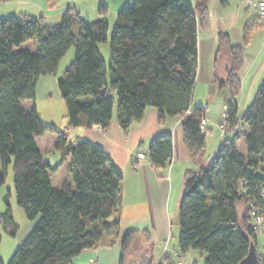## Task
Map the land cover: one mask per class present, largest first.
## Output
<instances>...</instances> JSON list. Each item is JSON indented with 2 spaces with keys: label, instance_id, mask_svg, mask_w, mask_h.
I'll return each mask as SVG.
<instances>
[{
  "label": "trees",
  "instance_id": "obj_1",
  "mask_svg": "<svg viewBox=\"0 0 264 264\" xmlns=\"http://www.w3.org/2000/svg\"><path fill=\"white\" fill-rule=\"evenodd\" d=\"M211 1L125 4L117 12L108 64L99 48L109 39L106 4L99 5L100 16L94 20L73 7L66 8L56 24L27 14L0 17V187L12 164L17 202L34 223L7 264H71L73 258L96 247L105 234H119L121 227L120 217H111L122 203V170L101 146L87 139L72 142L67 130L40 118L36 98L41 76L56 73L60 60L75 46L74 59L58 79L67 129L99 125L107 130L116 110L127 134L147 107L154 106L161 118L184 115L187 148L194 158L202 156L206 135L201 134L200 122L205 108L189 110L199 67V29L211 24ZM218 41L216 67L223 48L229 51L230 63L226 78L216 69L215 82L229 90L225 116L234 135L222 141L207 163L185 174L179 251L182 255L204 251L205 264H240L251 244L257 246L248 204L262 205L256 187L264 184V81L240 115L242 47L224 31L218 33ZM244 127L246 153L237 144ZM47 133L57 134L54 151L61 160L55 166L37 141ZM148 155L157 171L165 170L173 157L172 135L154 136ZM67 157L70 180L57 188L51 175ZM5 202L0 222L11 223L10 232L15 234L18 225L7 196ZM120 245L118 264H153L155 244L149 231L128 229ZM177 262L164 253L157 264ZM0 264H5L1 258Z\"/></svg>",
  "mask_w": 264,
  "mask_h": 264
},
{
  "label": "crops",
  "instance_id": "obj_2",
  "mask_svg": "<svg viewBox=\"0 0 264 264\" xmlns=\"http://www.w3.org/2000/svg\"><path fill=\"white\" fill-rule=\"evenodd\" d=\"M131 1L133 0H54L53 4H50L49 0H6V2H10L12 4H22L28 6L27 12L18 10L19 12H15L14 14H27L34 17H38L36 15H40L39 17L42 16L47 24H56L60 22L62 14L68 7H73L75 10L80 12L83 17H87L86 19H88V17H91L89 19H96L100 16L97 9L100 4H106L108 6L109 11L107 13V19L110 21L109 15L111 12L119 11L120 8ZM192 1L194 3L196 2V0ZM218 4L219 1L216 0H212L210 2L209 13L211 24L208 28L199 29V52L201 51V34H203L206 40V45H204L203 48L204 51H208L209 55L205 70H203V67L199 63L193 100L189 110L190 112L199 107L205 108L204 118H206L207 121L205 149L207 147V133L208 131H212L209 122L214 120V117L210 116L209 113L211 103L210 96L218 92L220 94L222 92V88H226L228 90L227 87H221L217 82H215L216 69L218 70V75L221 78H226L230 63L229 51L227 48H223L218 56V68L216 67V57L217 51L219 49L218 33L220 31L229 33L233 42V36L229 30L226 29H231L236 24L232 19L229 18V9L227 10V8L230 6L229 0H222L220 5L222 10L220 9V13L223 14L222 19H224L227 26L224 28L220 22H218V25H216L217 19H215V15L213 14V6L216 5L218 7ZM89 9L91 10V13L87 14ZM238 11H240L239 7ZM259 26L260 21L257 23L256 28ZM252 28L255 29V23L250 24V29ZM261 31L264 32V30ZM249 37L250 38L245 41V44H247L245 48L252 44V36L250 35ZM260 52V50H257V52H255V56H250L252 62L251 66L249 67L250 71L248 74H250L253 70L255 72L257 69V64H259L260 60ZM220 63H223V67H220ZM244 67L245 55L244 64L241 71L244 69ZM221 68L223 70H221ZM241 71L239 74L242 85L240 94H242L243 85L245 84L243 80L244 78L241 77ZM48 76V74L43 75L39 79L37 93L41 84L47 85L49 83ZM58 79L59 78L56 77L55 81H58ZM199 80L204 82V87L202 90L204 102H202L203 99L200 102H196L195 98L196 87ZM218 88L220 91H218ZM246 91L247 90L244 89L243 96L245 95ZM222 115V117H224L225 110L223 111ZM183 117L184 115H166L161 118L159 109L154 106H149L145 110L143 118L140 121L134 122L129 128L127 134L123 131L119 124L116 110L114 111L111 124L107 130H104L99 125H94L92 127L79 126L71 129H67L68 123L66 126H64V130H67L70 141L77 142L87 139L101 146L110 154L115 164L122 170V203L118 213L114 214L111 219L116 216L120 217V229L135 228L140 232L145 230L149 231L151 235V241H153L155 244V250L157 241L166 242L169 240L171 227L168 209H173L175 201L172 202V200L175 198V195L178 198V195L180 196L183 192L186 172L188 170H197L202 164L208 162V158H206L205 153H203L202 156L194 158L187 148L182 125ZM218 122L219 120H217V124ZM162 133H170L173 137V157L165 170L157 171L149 160L148 149L151 139L154 136ZM37 141L45 158L51 163L52 166L57 165L60 161L56 162V159L51 160L49 158L51 154H48V157L45 155V151L50 150L58 153L61 157L59 152L54 151L57 141V134L47 133L44 136L39 137ZM139 152L144 153L143 158L137 157ZM69 161L70 158L67 157L63 164L59 166L58 170L52 173L51 181L53 186L57 188L61 187L65 180H70V173L68 169ZM61 170H65L66 174L60 179L57 176ZM54 178H57L58 184H54ZM33 224V222L28 223L27 229L29 232L32 229ZM140 225H144V228H139ZM120 243V231L117 235L107 233L102 237L96 247L87 249L80 255L73 258L71 264H90L92 262H97V264H118V258L120 255L119 248L121 249ZM164 253L169 254L167 251H163L160 257ZM169 255L172 256L171 254ZM175 255V259L177 261H182V264H184V259L179 255V253L175 252Z\"/></svg>",
  "mask_w": 264,
  "mask_h": 264
},
{
  "label": "rangeland",
  "instance_id": "obj_3",
  "mask_svg": "<svg viewBox=\"0 0 264 264\" xmlns=\"http://www.w3.org/2000/svg\"><path fill=\"white\" fill-rule=\"evenodd\" d=\"M219 1L218 7L215 5L213 6V14L215 15V19H217L216 25H218V22L226 28L227 26L224 19H222L223 14L220 13V5L222 0H216ZM258 1V0H254ZM230 6L227 8L229 11V18L232 19L236 24L229 30L231 35L233 36V42L236 44H239L242 47V51L245 55V67L241 71V77L244 78L245 84L243 85V92L239 96V114L242 115L247 108L251 105L254 96L256 94V91L261 86V84L264 81V32L261 30L264 26V20H261L260 13L258 8L255 5H250L246 2V0H229ZM27 5L22 4H12L10 2H6V0H0V17L2 16H8L12 15L15 12H19L18 10H23L24 12H27ZM238 7L240 8V11H238ZM26 8V9H25ZM98 9V8H97ZM17 10V11H16ZM222 10V9H221ZM91 10L89 9L87 14H90ZM118 12V11H117ZM117 12H111L109 15V39L107 42H102L99 44V48L101 51V54L103 55L106 63L109 62L110 57V48H109V41L112 36V31L114 24L117 20ZM239 12V13H238ZM40 16V15H36ZM87 16V15H86ZM90 16V15H89ZM87 18V17H86ZM91 17H88L87 20H94L89 19ZM231 20V21H232ZM260 21V26L256 28L257 23ZM255 23V29H250V24ZM201 51L199 52V63L203 67V70L206 68V63L208 62V51H204V45L205 43V37L203 34H201ZM252 36V44H250L247 48V44H245V41H247V36ZM250 37H248L249 39ZM30 48L33 49L34 46L30 45ZM255 49V51H254ZM257 50H260V60L257 69L251 71L249 73V67L251 66L252 59L250 56H255V52ZM76 54V48L75 46H72L66 54L63 56V58L60 60L57 72L54 74H48L49 83L47 85L41 84L39 86L37 98H36V108L37 113L40 116V118L47 124L53 123L55 126L60 129L64 130V126L68 123V117H67V108L66 103L63 100L59 87H58V81H55V78H60L64 75L66 68L69 66V64L72 62ZM220 67H223V63H220ZM221 70H223L221 68ZM254 72V73H253ZM248 75V76H247ZM254 75V76H253ZM247 76V78H246ZM253 76V77H252ZM45 81V80H43ZM204 82L199 80L198 85L196 87V102H200L203 99V90ZM244 89L247 90L245 95ZM218 91L219 88H218ZM222 92L219 94H212L210 97L211 103H210V116L214 117V120H212L210 123L212 131H208L207 133V147L205 149V156L208 159H211L218 149V146L222 143V141L226 138L232 139L233 138V132H230L227 134L226 138L222 139L220 136L221 131V120L223 119V107L224 104L227 102L229 98V93L226 88H222ZM204 102V99L203 101ZM199 104V103H196ZM217 120H219L217 124ZM245 127L239 131V136L237 139L238 149L246 153L247 147L246 142L244 138V131ZM49 157L51 160L56 159V162H59L61 160V157L58 153H55L53 151H45V155ZM68 171V169H67ZM66 174L65 170H61V172L58 174V178L64 177ZM264 174V173H263ZM54 184H58L57 178H54ZM179 194V193H178ZM8 197L9 202L11 204L12 208V214L15 223L18 225L15 234H12L10 232L11 223H5L0 222V234H1V244H0V258L7 264L9 260L11 259L14 252L17 250L19 246H21L22 241L28 234V223L31 221L28 220L26 216L25 210L18 204L14 189V174H13V165H9L8 173L6 182L3 186L0 187V216L2 213L6 211V202L5 197ZM182 194L178 198L175 195V198H173L172 202L175 201V205L173 209H168V214L170 215V236L169 240L164 241H157L156 242V250H155V257L153 258V264H157L158 259L160 258V255L163 251H167L169 254L172 255V257H176L175 252H178L179 255L184 259V264H205V257L206 252L200 251V250H190L185 255H182L179 251V238H180V232L181 227L179 223V206L181 202ZM176 199V200H175ZM139 228H144V225H140ZM130 229V228H128ZM127 228L120 229V237L128 230ZM257 234V251L261 262L264 264V230H258L256 232ZM118 250V249H117ZM121 249L119 248V254ZM90 264H97V262H92Z\"/></svg>",
  "mask_w": 264,
  "mask_h": 264
},
{
  "label": "built area",
  "instance_id": "obj_4",
  "mask_svg": "<svg viewBox=\"0 0 264 264\" xmlns=\"http://www.w3.org/2000/svg\"><path fill=\"white\" fill-rule=\"evenodd\" d=\"M247 3L250 5H255L260 13V17L264 20V0H247ZM227 109V105L224 106V110ZM207 121L206 118H202L200 122V129L201 134L205 135L207 132ZM221 131L220 137L222 139L226 138L227 134L229 133L228 126H227V119L224 115L223 119L221 120ZM138 158H143L144 153L139 152L137 154ZM259 190V195L262 201V205H257V202L249 201L248 208L251 209V218H252V225L255 231L264 230V212L260 209H264V184L257 185L256 187ZM177 264H182V261L178 260Z\"/></svg>",
  "mask_w": 264,
  "mask_h": 264
},
{
  "label": "water",
  "instance_id": "obj_5",
  "mask_svg": "<svg viewBox=\"0 0 264 264\" xmlns=\"http://www.w3.org/2000/svg\"><path fill=\"white\" fill-rule=\"evenodd\" d=\"M240 264H260L257 246L255 243L251 244L247 256L240 262Z\"/></svg>",
  "mask_w": 264,
  "mask_h": 264
}]
</instances>
